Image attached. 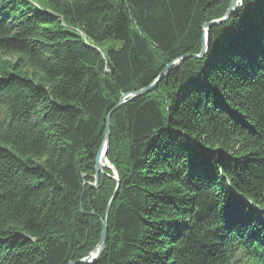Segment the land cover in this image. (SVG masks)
I'll return each instance as SVG.
<instances>
[{
    "label": "trees",
    "instance_id": "16d2710c",
    "mask_svg": "<svg viewBox=\"0 0 264 264\" xmlns=\"http://www.w3.org/2000/svg\"><path fill=\"white\" fill-rule=\"evenodd\" d=\"M229 4L0 0V264H264V0L160 78Z\"/></svg>",
    "mask_w": 264,
    "mask_h": 264
},
{
    "label": "water",
    "instance_id": "95a60500",
    "mask_svg": "<svg viewBox=\"0 0 264 264\" xmlns=\"http://www.w3.org/2000/svg\"><path fill=\"white\" fill-rule=\"evenodd\" d=\"M238 1H240V0H231L230 6H229V8L227 10V13L222 18H219L217 20H213L211 22H208V23L204 24V30H203L204 31V35H203V38H202V50H201L200 54H198V55H194V54L193 55L192 54L186 55V56L182 57V59L190 58V57H196V58L200 59V58H202L205 55V53L207 51L206 42L209 40L208 39V32H207L208 29L211 28L214 25H220L222 23L227 22L229 20L230 16L237 10L238 5H239ZM205 32H206V34H205ZM169 69H170V65H168L166 67V69L161 74L160 78L164 77L169 72ZM156 86H157V80L153 84H151L150 86H148L146 88H143V89L139 90L138 92L132 93L131 97L133 98V97H136V96H139V95L147 94L148 92L152 91ZM125 102H126L125 98L121 99L120 103L118 104V106L116 108H118L120 105H122ZM109 118H110V116L108 117V120H107L106 130H105V137H104L103 144H102L101 148L99 149V151L97 153V158L95 159V169H96V179L97 180L99 179V173H100V170H101V166L99 164L100 151H101V149H102L104 144L108 148L109 147V143H110L109 142V138H110V120H109ZM113 171H116V170H113ZM113 178L115 180H117V184L118 185H117V188H116V190H115V192H114V194L112 196L111 202L116 197V195L118 193L119 183H120L118 176H116V177L114 176ZM90 185L93 186L92 184H90ZM111 202H110V204H111ZM110 204H109V207H108V209L106 211V214L109 213V209L111 207ZM102 224H103V229H102V234H101V240H100L99 245H98V252L96 254H90L89 257L86 258V259L84 258V259H81V260H78V261H71L69 264H77V263L87 264V263H91V262L97 260L101 256V254H102V252H103V250L105 248V242H106V239H107V217L103 220Z\"/></svg>",
    "mask_w": 264,
    "mask_h": 264
},
{
    "label": "rangeland",
    "instance_id": "374dc122",
    "mask_svg": "<svg viewBox=\"0 0 264 264\" xmlns=\"http://www.w3.org/2000/svg\"><path fill=\"white\" fill-rule=\"evenodd\" d=\"M230 2H231V0H230ZM229 6H230V4H229ZM227 13V12H226ZM208 39H209V29H208ZM208 42V41H207ZM206 42V44H207V48H208V43ZM109 45H115V46H119V45H121V42L120 41H116V40H110L109 42H107L106 44H104L103 46L106 48V47H108ZM202 50V49H201ZM208 50V49H207ZM207 52V51H206ZM188 55H190V54H188ZM193 55V54H192ZM204 57V56H203ZM203 57L202 58H200V59H203ZM183 59L182 58H179L178 60H176V61H174L173 63H171V64H169L170 65V69L172 68V66L175 64V66L176 65H178L181 61H182ZM166 69V68H165ZM169 69V70H170ZM110 142V141H109ZM110 163V162H109ZM112 164L110 163V166H108V167H101V170H100V173H99V179H100V174L101 173H105V171L108 169V170H110V172L113 174L111 177H116L117 176V171H113V170H115V168H114V166H112ZM97 180L96 179V169H95V176H94V178H93V182L94 183H92V185H93V188H97L98 187V183H99V181L100 180ZM99 245V244H98ZM98 245H97V247L93 250V251H91L87 256H85V257H83L82 259H86V258H88L89 257V255L90 254H96L97 252H98ZM93 252V253H92ZM81 260V259H80Z\"/></svg>",
    "mask_w": 264,
    "mask_h": 264
},
{
    "label": "bare ground",
    "instance_id": "6f19581e",
    "mask_svg": "<svg viewBox=\"0 0 264 264\" xmlns=\"http://www.w3.org/2000/svg\"><path fill=\"white\" fill-rule=\"evenodd\" d=\"M241 1V0H240ZM240 1H238L239 3H240ZM205 34H206V32H205ZM207 53V52H206ZM205 53V54H206ZM128 95H124L123 97H122V99L123 98H125L126 99V97H127ZM101 148V147H100ZM109 148V147H108ZM108 148H107V146L104 144L103 145V147H102V149H101V151H100V154H99V164H100V166L101 167H108V166H110V163H109V160L107 159V150H108ZM96 158H97V156H96ZM116 170V169H115ZM93 253V252H92Z\"/></svg>",
    "mask_w": 264,
    "mask_h": 264
}]
</instances>
